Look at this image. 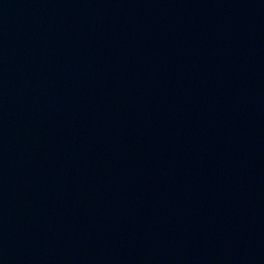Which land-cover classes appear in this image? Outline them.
<instances>
[{
    "label": "water",
    "instance_id": "obj_1",
    "mask_svg": "<svg viewBox=\"0 0 264 264\" xmlns=\"http://www.w3.org/2000/svg\"><path fill=\"white\" fill-rule=\"evenodd\" d=\"M0 47L264 157V0H0Z\"/></svg>",
    "mask_w": 264,
    "mask_h": 264
}]
</instances>
